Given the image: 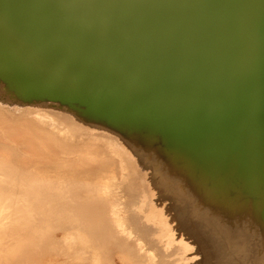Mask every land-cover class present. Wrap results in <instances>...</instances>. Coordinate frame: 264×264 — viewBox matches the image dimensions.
I'll return each mask as SVG.
<instances>
[{
    "label": "bare ground",
    "instance_id": "1",
    "mask_svg": "<svg viewBox=\"0 0 264 264\" xmlns=\"http://www.w3.org/2000/svg\"><path fill=\"white\" fill-rule=\"evenodd\" d=\"M0 71L10 80L29 78L37 93L52 92L54 74L65 78L70 93L85 90L88 120L121 126L148 118L161 137L155 155H162L148 159L167 173L156 171L159 180L150 186L155 174L142 179L137 171L141 180H132L136 191L128 192L126 205L137 200L150 211L180 212L187 201L194 203L192 194L202 203H223L220 215L234 217L254 216L253 207L264 201V0H0ZM102 94L108 97H94ZM51 113L73 134L91 126ZM111 132L98 135L115 141ZM210 184L222 198L213 196ZM158 191L170 195L151 205ZM209 216L202 209L191 221L180 218L178 230L184 236L210 231L216 217ZM98 231L102 237L104 230ZM184 236L181 247L192 252L198 243Z\"/></svg>",
    "mask_w": 264,
    "mask_h": 264
},
{
    "label": "rangeland",
    "instance_id": "2",
    "mask_svg": "<svg viewBox=\"0 0 264 264\" xmlns=\"http://www.w3.org/2000/svg\"><path fill=\"white\" fill-rule=\"evenodd\" d=\"M17 77L22 84L0 71V264H264V201L253 207L254 216L243 213L234 217H229V212L220 215V209L225 210L223 203H202L192 194L194 203L187 201L180 212L164 207L150 211L146 202L137 200L126 205L128 192L136 191L132 180L137 171L142 179L155 174L158 179L150 180V186L159 180L156 171L167 173L148 159L162 158L155 155L160 153V133L151 131L148 118L140 117L143 124L137 119L125 120L121 126L88 120L84 117L88 106L84 89H78L76 95L70 93L64 87L65 78L54 74L52 92L44 89L37 93L29 78ZM103 83L115 87L105 80ZM94 97L100 100L108 96ZM29 110L41 114L36 116ZM51 112L74 115L91 126L73 134ZM106 131H112L110 135L123 149L98 135ZM82 134L98 139H78ZM209 187L214 197L222 198L218 189ZM164 193L158 191L150 204L163 202L170 195ZM202 209L209 217H216L215 225L205 234L202 228L184 236L178 220L191 221L193 213ZM98 227L104 230L102 237ZM159 227L165 231L160 232ZM146 235L149 244L143 239ZM183 236L198 243L192 252L181 247ZM157 240L162 243L159 247L153 244Z\"/></svg>",
    "mask_w": 264,
    "mask_h": 264
}]
</instances>
